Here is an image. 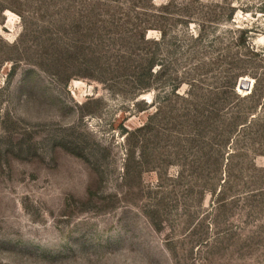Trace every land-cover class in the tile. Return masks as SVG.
Masks as SVG:
<instances>
[{
  "label": "rangeland",
  "instance_id": "374dc122",
  "mask_svg": "<svg viewBox=\"0 0 264 264\" xmlns=\"http://www.w3.org/2000/svg\"><path fill=\"white\" fill-rule=\"evenodd\" d=\"M151 1L0 0V264H264V0Z\"/></svg>",
  "mask_w": 264,
  "mask_h": 264
},
{
  "label": "trees",
  "instance_id": "16d2710c",
  "mask_svg": "<svg viewBox=\"0 0 264 264\" xmlns=\"http://www.w3.org/2000/svg\"><path fill=\"white\" fill-rule=\"evenodd\" d=\"M152 8H147V7H142V9L146 12V13H152L153 15H156V14H164L163 16H165V12H161L160 9H166V6H163V7H156L154 4H153V0L151 1V5H150ZM149 27H145L144 29L141 27V31H140V41L141 43L143 44H156L155 41L153 40H150L146 37V34H147V29ZM155 57H154V54H152L149 59H147V66H146V71L148 73H150L151 70H153L154 68V65H155Z\"/></svg>",
  "mask_w": 264,
  "mask_h": 264
},
{
  "label": "water",
  "instance_id": "95a60500",
  "mask_svg": "<svg viewBox=\"0 0 264 264\" xmlns=\"http://www.w3.org/2000/svg\"><path fill=\"white\" fill-rule=\"evenodd\" d=\"M251 81L250 80H248V79H242L241 81H240V83H239V87L240 88H243V87H245V88H248L249 89V87H250V89H251Z\"/></svg>",
  "mask_w": 264,
  "mask_h": 264
},
{
  "label": "bare ground",
  "instance_id": "6f19581e",
  "mask_svg": "<svg viewBox=\"0 0 264 264\" xmlns=\"http://www.w3.org/2000/svg\"><path fill=\"white\" fill-rule=\"evenodd\" d=\"M250 80V79H249ZM240 91H241V89H240Z\"/></svg>",
  "mask_w": 264,
  "mask_h": 264
}]
</instances>
